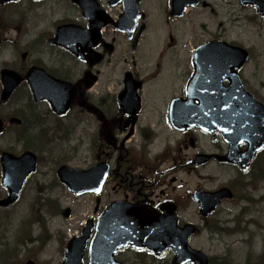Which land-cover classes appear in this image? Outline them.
<instances>
[{
    "label": "flooded vegetation",
    "instance_id": "af4514ba",
    "mask_svg": "<svg viewBox=\"0 0 264 264\" xmlns=\"http://www.w3.org/2000/svg\"><path fill=\"white\" fill-rule=\"evenodd\" d=\"M47 1L29 0L30 10ZM113 1L97 0L100 8L92 6V15L87 17L72 0H59L53 9V13L55 9L59 12V19L47 20V15H38L32 21L21 10H11L19 8L16 5L20 1L3 5L0 0V56L5 57L4 50L9 45L13 51V57L4 60L0 69L10 68L25 76L33 67L41 68L67 83L69 94H74L65 113L54 111L48 101H41L37 106H44V110H35L40 113V120L33 119L31 125L27 120L7 124L6 135L22 140L31 133L52 135L67 139L72 146L71 152H35L37 169L26 184L37 175L42 176L43 163H52L54 173L48 171L52 173V185L62 184L57 173L62 165L84 170L88 177L97 167V177H91L90 184L97 187L101 182L100 191L73 194L92 200L93 214L88 219L98 220L114 203L143 207L162 216L169 211L175 214L179 226L196 222L198 230L190 243L205 250L193 242L219 208L234 204L243 211L249 206L248 198L263 189L258 184L254 187L252 182L263 152L256 154L251 168L244 172L237 163L222 159L231 151V144L220 130L210 132L190 124L206 104L201 87L192 85L194 50L206 41H229L223 31L188 46L194 31L188 33L183 21L192 10L211 7L208 0H198L196 6L177 13H172L173 0ZM244 7L256 11L252 5ZM163 8L162 19L159 11ZM151 14L154 19L159 17L154 20V27ZM121 17L123 20L118 23ZM67 24L74 27L65 30L61 41L55 43L58 29ZM250 54L252 60V51ZM251 60L241 70L247 89L249 82L244 72ZM256 68L259 69L258 64ZM229 83L228 79L224 81L226 87ZM18 90L31 92L30 83L23 81ZM26 113L34 114L31 107ZM6 115L10 118L12 113L1 114L4 121ZM241 137L238 135L235 140ZM248 146L242 141L235 152H245ZM83 149L86 152H78ZM190 178L196 179L192 185ZM37 184L44 186L45 182L37 178ZM222 187L229 188L233 197L224 198L218 209L204 218L195 194ZM76 235L81 236L82 229ZM90 241L84 264H90ZM16 243L12 249V242L0 239V246L8 250L7 264H28L24 241L18 239ZM65 248L66 242L62 256ZM162 257L172 264L174 252L169 249L159 257L145 249L126 246L115 253L114 261L102 264H155Z\"/></svg>",
    "mask_w": 264,
    "mask_h": 264
},
{
    "label": "rangeland",
    "instance_id": "374dc122",
    "mask_svg": "<svg viewBox=\"0 0 264 264\" xmlns=\"http://www.w3.org/2000/svg\"><path fill=\"white\" fill-rule=\"evenodd\" d=\"M58 1L48 0L44 5L30 10L29 0H21L16 5L19 8L11 10L14 13L21 10L27 19L32 21L38 15H47V20L59 19L57 9L53 13ZM208 1L211 2V7L192 10L183 21L187 23L188 33L194 31L193 37L189 38L188 46H194L225 31V37L230 43L239 44L252 51V60L244 75L249 82V91L264 101V86L260 84L264 82V17L256 16L254 9L242 7L238 0L236 2L233 0ZM159 16L163 19L164 8L161 12L159 11ZM250 16L253 17L249 19ZM151 19L154 27V20L157 21L159 17L156 16L154 19V14L153 18L151 14ZM2 20L0 13V22ZM4 51L6 52L5 57L0 56V68L4 60L13 57L10 45ZM257 64L259 69L256 68ZM26 102V92L19 91L10 103L1 108L0 113L8 114L14 109L27 108ZM36 109L39 112L43 111L44 106H37ZM49 137L53 142L45 144L44 147L38 145L41 144V140L36 141L35 150L37 152H48L49 150L71 152L72 146L67 139L52 135ZM7 148L14 152H21L23 143L10 137H3L0 139V149ZM78 152H86V149L78 150ZM261 168L264 172V163H260L259 170ZM49 170L53 172L52 163L49 165L43 163L40 167L42 176L37 175L34 181L27 184L21 198L9 207L0 208V239L3 242H12V249L14 245L17 246L18 239L23 240L27 250L25 259L29 260L34 257L38 264H61L63 244L69 236L78 232L93 214V203L90 198L73 196V193L62 184L52 185V173H49ZM43 177H48V179ZM37 178L45 182L44 186L37 184ZM1 179L0 166V198L6 194ZM194 181L196 179L190 178V185ZM260 185L263 189L252 194L253 201L249 202L246 213L237 216L240 207L225 204L208 221L201 234L195 238L194 246L204 247L207 254L215 257L217 264H253L255 259L263 256L264 181L259 183ZM255 200L259 202L255 203ZM67 208L71 210L68 218L63 215V211ZM257 210H260V213ZM11 236L13 240H10ZM32 241L35 245H31ZM3 248L4 246H0V251ZM7 254L8 252H5V257L0 256V264H7L9 258ZM155 264H168V258L157 259Z\"/></svg>",
    "mask_w": 264,
    "mask_h": 264
},
{
    "label": "water",
    "instance_id": "95a60500",
    "mask_svg": "<svg viewBox=\"0 0 264 264\" xmlns=\"http://www.w3.org/2000/svg\"><path fill=\"white\" fill-rule=\"evenodd\" d=\"M74 1L81 5L85 15L89 13V0ZM241 3H253L258 6L259 12L264 14V2L261 0H241ZM184 7V0L180 2L175 0L174 13H177ZM207 51H211L210 60L215 61L216 64L210 69L212 71L211 75H219L221 79L225 75L226 77L232 78L233 84L238 86L243 94L245 90L237 73V69L246 62L248 51L224 42H210L200 47L196 52V56L200 57L201 53H206ZM204 58H206V55ZM223 60L232 61V64L227 70H222V66L220 67L218 65ZM232 67L235 69L234 71H231ZM198 70L199 72L208 74L207 68L199 66ZM38 74L39 71L33 69L27 75L32 84L35 100L49 99L57 111H65L71 99L63 96L62 92L58 90V83H55L54 80L47 87L41 86V83L37 81ZM2 79L4 90L1 94V100L6 102L22 78L14 71L3 70ZM247 96L252 103L246 108L252 111V113L247 114V122L245 123L247 128V141L250 145L248 152L245 154V169L249 166L250 160L256 151L264 146V106L249 94ZM11 121L20 122L17 118H12ZM2 126V120L0 119V132L2 131ZM1 162L4 170L3 181L8 186L10 195L0 200V206H8L19 197L27 177L35 169L36 158L31 151H27L20 157H15L10 153L4 152ZM59 173L62 180L68 184L70 190L79 194L89 190L86 186L85 178L81 177L82 175L76 180L77 177L74 176L75 171L62 167ZM224 192L223 189L216 193H206L207 195L202 194L198 196L204 215H208L218 205L223 195H225L223 194ZM113 209L117 210L118 213L117 211H110L109 216H116L115 218L105 217L98 222L96 227L97 233L93 242L94 246L109 245L112 248L108 252L112 253L118 247L133 244L137 247L147 248L160 254L172 246L177 252L173 264H184L187 261H194L196 264H210L208 257L204 253L194 250L188 245L189 238L195 231L194 225H186L184 228H179L174 217L172 219H160L153 213L142 209L125 208L119 210L117 205L113 206ZM92 228L93 226L89 224L84 230V238H74L69 241L63 264H82L86 240ZM30 264H33V262H30Z\"/></svg>",
    "mask_w": 264,
    "mask_h": 264
},
{
    "label": "trees",
    "instance_id": "16d2710c",
    "mask_svg": "<svg viewBox=\"0 0 264 264\" xmlns=\"http://www.w3.org/2000/svg\"><path fill=\"white\" fill-rule=\"evenodd\" d=\"M263 260H264V257H263ZM261 263V259L260 260H258V262L257 263H255V264H260Z\"/></svg>",
    "mask_w": 264,
    "mask_h": 264
}]
</instances>
